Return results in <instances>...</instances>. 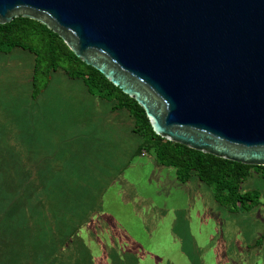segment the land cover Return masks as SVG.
<instances>
[{
	"label": "water",
	"instance_id": "water-1",
	"mask_svg": "<svg viewBox=\"0 0 264 264\" xmlns=\"http://www.w3.org/2000/svg\"><path fill=\"white\" fill-rule=\"evenodd\" d=\"M56 33L162 138L264 165V0H0Z\"/></svg>",
	"mask_w": 264,
	"mask_h": 264
},
{
	"label": "rangeland",
	"instance_id": "rangeland-1",
	"mask_svg": "<svg viewBox=\"0 0 264 264\" xmlns=\"http://www.w3.org/2000/svg\"><path fill=\"white\" fill-rule=\"evenodd\" d=\"M33 68V53L0 51V264H264L260 175L240 184L258 191L259 203L234 212L195 176L175 182L165 172L159 182L149 152L145 178L110 191L109 220L90 219L73 232L57 200L47 197L53 203L45 209L43 189L26 211L27 168L42 182L65 161L49 142L53 119L42 98H32Z\"/></svg>",
	"mask_w": 264,
	"mask_h": 264
},
{
	"label": "crops",
	"instance_id": "crops-1",
	"mask_svg": "<svg viewBox=\"0 0 264 264\" xmlns=\"http://www.w3.org/2000/svg\"><path fill=\"white\" fill-rule=\"evenodd\" d=\"M80 79L51 72L47 86L32 96L33 100L42 98L53 119L49 142L55 144L53 155H65V161L54 164L49 179L42 182L30 167L26 174V211L29 207L31 213V203L37 205L36 197L43 189L45 209L53 203L47 197L57 200L58 208L65 210L62 223L70 224L73 232L90 219L96 223L109 220L110 191L118 193L121 183L133 185L145 178L146 158L150 157L144 149L137 153L142 137L133 130L129 111L114 108L113 101L91 93ZM151 164L154 169L149 172L153 177L159 175V182L165 172H173L177 182L175 167L154 160Z\"/></svg>",
	"mask_w": 264,
	"mask_h": 264
},
{
	"label": "trees",
	"instance_id": "trees-1",
	"mask_svg": "<svg viewBox=\"0 0 264 264\" xmlns=\"http://www.w3.org/2000/svg\"><path fill=\"white\" fill-rule=\"evenodd\" d=\"M14 47L34 54L33 89L35 98L48 84L51 72L61 70L69 78H81L88 90L113 101L114 108H124L134 119L133 130L142 141L137 149L153 152L160 165L173 166L181 182L196 176L211 186L214 199L231 211H247L259 203L258 191H241L240 184L250 176L264 178V165H250L218 157L167 140L155 134L142 107L103 74L76 57L63 40L40 22L18 16L0 23V51Z\"/></svg>",
	"mask_w": 264,
	"mask_h": 264
}]
</instances>
